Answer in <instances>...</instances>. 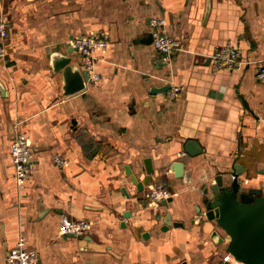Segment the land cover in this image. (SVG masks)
<instances>
[{
    "label": "crops",
    "instance_id": "obj_1",
    "mask_svg": "<svg viewBox=\"0 0 264 264\" xmlns=\"http://www.w3.org/2000/svg\"><path fill=\"white\" fill-rule=\"evenodd\" d=\"M0 14L9 22L0 37V264L20 237L39 264H242L202 195L235 164L246 188L264 190V0H0ZM156 15L179 42L169 60L143 40ZM101 28L109 38L94 51L99 78L64 95L51 54H72L83 68L71 39ZM228 42L239 62L215 68L211 56ZM19 131L34 167L24 187L9 152ZM188 139L199 153H184ZM146 157L153 171L138 190L125 165L143 179ZM155 184L171 191L167 204L150 198ZM63 215L90 227L61 234Z\"/></svg>",
    "mask_w": 264,
    "mask_h": 264
},
{
    "label": "water",
    "instance_id": "obj_2",
    "mask_svg": "<svg viewBox=\"0 0 264 264\" xmlns=\"http://www.w3.org/2000/svg\"><path fill=\"white\" fill-rule=\"evenodd\" d=\"M152 38V33H149L143 40L150 42ZM51 58L53 69L61 75L64 95H71L85 88L89 72L75 62L72 54L66 55L59 51L51 54ZM168 88L169 85L166 84L160 88L152 87V91ZM184 148L185 152L192 155L201 151L195 139H188ZM143 162L146 171L143 179L136 177L129 164L125 165V173L130 175L138 190L149 184L153 171L150 157L144 158ZM169 165L175 176L183 174L182 161L174 160ZM241 171V167L235 164L229 176L216 174L212 182L203 189L202 203L206 217L215 220L219 228L227 234V250L236 261L242 264H264V190L256 187L246 188L243 179L240 178ZM123 190L126 192L125 188ZM169 200L171 197L161 200L160 203L167 204ZM128 215V210L123 212V216ZM165 222L164 227H167L170 224L169 220L166 219ZM211 237L216 243L224 240L217 229L212 231Z\"/></svg>",
    "mask_w": 264,
    "mask_h": 264
},
{
    "label": "built area",
    "instance_id": "obj_3",
    "mask_svg": "<svg viewBox=\"0 0 264 264\" xmlns=\"http://www.w3.org/2000/svg\"><path fill=\"white\" fill-rule=\"evenodd\" d=\"M152 44L162 54V58L169 60L174 51L179 48V42L176 38L169 35L164 30L166 20L162 16H153L150 19ZM9 22L6 16L0 14V37H6L8 34ZM109 32L106 29L91 30L74 36L71 44L81 54L82 66L89 72V77L99 78V74L94 69L96 61L95 52L98 49H104L108 44ZM239 49L231 43H225L217 47L212 56V63L215 68L224 66H233L239 62ZM259 77H264V62L261 63L257 73ZM180 88L171 86L169 92L176 95ZM10 158L14 166V175L16 184L19 187L26 186L28 178L33 172L32 145L28 136L19 131L15 134L10 144ZM185 153V151H184ZM53 160L56 163L63 164L65 159L60 154H55ZM149 196L155 203L167 199L172 193L162 184H155L149 188ZM90 227L87 219H72L63 215L61 218V234H77L83 235ZM39 252L35 248H30L26 244L24 237H20L17 243L10 248L6 254L8 264H39Z\"/></svg>",
    "mask_w": 264,
    "mask_h": 264
}]
</instances>
